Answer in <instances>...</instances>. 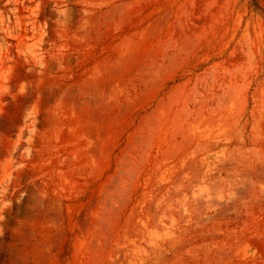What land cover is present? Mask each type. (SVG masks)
Masks as SVG:
<instances>
[{
  "label": "rangeland",
  "instance_id": "obj_1",
  "mask_svg": "<svg viewBox=\"0 0 264 264\" xmlns=\"http://www.w3.org/2000/svg\"><path fill=\"white\" fill-rule=\"evenodd\" d=\"M0 264H264V11L0 0Z\"/></svg>",
  "mask_w": 264,
  "mask_h": 264
},
{
  "label": "trees",
  "instance_id": "obj_2",
  "mask_svg": "<svg viewBox=\"0 0 264 264\" xmlns=\"http://www.w3.org/2000/svg\"><path fill=\"white\" fill-rule=\"evenodd\" d=\"M250 7L254 10V11H258V12H263L264 8L263 6L260 4V2H264V0H248Z\"/></svg>",
  "mask_w": 264,
  "mask_h": 264
}]
</instances>
